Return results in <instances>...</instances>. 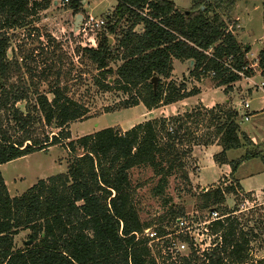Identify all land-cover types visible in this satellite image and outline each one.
Masks as SVG:
<instances>
[{"label": "trees", "instance_id": "1", "mask_svg": "<svg viewBox=\"0 0 264 264\" xmlns=\"http://www.w3.org/2000/svg\"><path fill=\"white\" fill-rule=\"evenodd\" d=\"M82 1L69 0L67 6L77 14ZM236 1L192 0L191 8L182 11L170 0H116L113 11L103 18L105 25L97 34L96 47L81 50L97 73L94 85L102 92L116 89L127 95L121 108L142 104L151 111L198 93L196 89L187 92L184 84L178 86L171 80L173 61H178L192 62V79L210 76L227 94L234 84L252 77L246 58L250 47L238 42L229 29ZM52 3L0 0V80L7 82L11 69L6 62L8 32L24 27ZM139 25L142 30L138 33L135 28ZM112 36L115 40L110 43ZM256 66L264 79V42ZM75 83L57 78L50 87V98L36 95V110L45 125L63 130L87 119L88 112L72 100L73 89L79 85ZM26 98L25 87L6 89L0 83V166L70 138L65 132L32 139V118L16 107ZM205 116L213 134L204 135L207 140L192 138L186 146L187 135L196 132H190L187 123L194 120L199 125ZM237 119L234 109L215 106L204 113L195 109L175 118L151 119L125 132L115 127L98 130L66 145L72 158L64 173L37 181L17 197H10L0 172V264H155L146 240L135 236L148 224L140 219L130 172L150 169L158 178L153 195L161 196L172 174L181 173L188 181L184 158L192 147L213 145L215 140L221 151L214 162L228 165L231 175L246 161L260 158L264 162V150L241 132ZM242 148L241 157L227 160V152ZM77 150L82 153L77 155ZM235 189L240 192L238 184L202 192L200 210L220 211L224 194H234ZM169 202L164 200L163 205ZM234 213L236 210L228 212L224 221L211 224V233L218 235L211 252L202 257L192 253L184 264H253L248 253L256 236L251 227L244 232ZM22 231L29 232L31 245L15 249L14 237ZM258 264H264V259Z\"/></svg>", "mask_w": 264, "mask_h": 264}, {"label": "rangeland", "instance_id": "2", "mask_svg": "<svg viewBox=\"0 0 264 264\" xmlns=\"http://www.w3.org/2000/svg\"><path fill=\"white\" fill-rule=\"evenodd\" d=\"M91 1H93V5H99V7L94 13H90L101 18H104L107 15L106 11L116 4V0ZM170 1L182 11H187L192 6V0ZM84 14L82 11L73 14L69 6H61L60 0H53L47 10L39 12L24 27L8 32L10 43L6 53V62L10 64L11 69L7 82L0 80V83L6 89H9L10 86H21L27 90V98L17 103L16 107L23 115L31 116L33 121L32 139L42 140L45 136L50 138L65 132L70 133L68 140L62 139L59 144L51 146L47 150L36 151L0 166V172L10 197L20 196L39 180L64 173L72 158L65 148L69 142L101 129L127 128L133 123L142 121L143 118L156 119L158 115L162 116L160 111L147 113L142 104L136 107L121 108L125 106L123 103L128 98L127 95L116 89L102 92L94 85L93 78L97 74L94 66L81 56V50L87 48L86 38L77 35L73 26L74 16ZM229 17L232 20L229 29L236 40L242 45L250 47L246 58L252 77L249 80L242 79L237 82L230 92L224 94V88L217 87L216 82L210 76H203L199 81H196L189 76L191 69L189 64L183 63L182 67L177 65L171 80L178 86L184 84L187 92L196 89L198 93L190 100L187 98L188 100L184 99V102L183 100L179 101L180 104H177L174 109H170L166 115L170 119L183 116L186 112L195 109H201L204 113L215 106L232 108L239 114L237 122H239L241 132L262 144L264 141V89L261 90L260 87L264 83V79L259 76L260 71L256 66V60L264 42V0H237ZM123 27L126 26L123 24ZM137 31L141 32V29ZM90 35L93 36V34ZM110 40L113 43L115 37H110ZM14 63H16L15 67ZM111 66L115 67L114 64ZM57 78L61 82L68 81L79 84L73 89L72 100L88 112L87 119L72 122L63 130L45 125L41 120V114L36 110L35 103L37 94H46L50 98V87ZM201 92L202 95L199 96ZM244 101L250 105L249 110L246 111L249 115L248 119L240 114L243 109L238 111ZM159 108L162 106L157 109ZM193 121L190 120L186 126L190 132L195 129L196 132L193 135L190 133L187 135L186 139L189 143H186V146L191 144L192 138L198 139L203 136V139L207 140L204 135L211 136L213 134L214 129L207 128L210 123L207 116L199 125H195ZM213 144L217 145L215 140ZM256 146L260 149L264 148V145ZM194 148L192 147L190 155L184 158V172L187 174L188 181L183 179L181 173L172 174L168 178V185L161 196L153 195L152 189L158 178L153 176L150 169H136L130 172V181L135 189V202L140 219L143 223L148 224L149 228L166 227L169 232H174L169 225L172 215L177 217L187 214L193 224L204 222L206 211L199 208V196L208 189L214 190L222 187L224 190L223 183L227 178L223 179L224 182L221 183L220 172L210 167L207 162L201 163L199 177L196 175L198 167L192 155ZM81 153V150L76 152L77 155ZM243 154V150H234L230 151L227 156L229 159L236 160ZM262 165L260 158L249 160L240 169L239 175L244 177L247 173L256 172V169ZM191 177L195 179L198 177V180L194 181L195 179L192 178L191 182ZM218 179L220 180L216 183L215 181ZM229 184L233 187V180L229 181L226 187H230ZM254 184H264V177L246 185ZM224 198L225 202L220 207L219 214L222 211L228 213L236 210L234 214L244 225V232L250 227L253 229L256 238L249 245L248 256L253 264H258L260 260L264 259V204L255 195L242 194L237 189L234 194H224ZM164 200L170 201L168 206L163 205ZM169 209H172L173 213ZM200 229L199 227L196 230ZM28 235V231H22L14 237V248H24L26 242L29 241ZM206 245H208V241ZM210 246L212 248L213 240L210 242Z\"/></svg>", "mask_w": 264, "mask_h": 264}, {"label": "built area", "instance_id": "3", "mask_svg": "<svg viewBox=\"0 0 264 264\" xmlns=\"http://www.w3.org/2000/svg\"><path fill=\"white\" fill-rule=\"evenodd\" d=\"M68 3L69 0H60L61 6H66ZM104 25L103 18L84 14L81 15L79 24L74 29L77 35L86 38L87 48H95L96 36L102 31ZM90 34H93V36ZM243 79L249 80V78ZM263 87L264 83L261 84V90L264 89ZM243 106L245 109L249 108L247 102H244ZM220 188L222 189V187ZM219 212L217 210H207L205 221L200 224H193L187 214L173 217L169 225L174 232H169L166 227L161 229L147 227L139 234L140 236L137 234L135 236L146 240L150 257L155 264H184V260L188 259L192 253L202 257V254L211 252L214 245L211 248L210 242L218 237V235L211 233V224L217 221L222 222L230 215L228 213L222 215ZM199 227L201 229L196 230ZM207 241L208 245H206Z\"/></svg>", "mask_w": 264, "mask_h": 264}, {"label": "crops", "instance_id": "4", "mask_svg": "<svg viewBox=\"0 0 264 264\" xmlns=\"http://www.w3.org/2000/svg\"><path fill=\"white\" fill-rule=\"evenodd\" d=\"M102 4V1L100 2ZM116 4L113 5L111 7L110 10L106 11L105 14H109L108 12L109 11H113V9L115 8ZM97 7H99V5H93V1L91 0H83L82 1V7H81V11L85 14H90L92 15L90 12L94 13V11L97 10ZM80 11V12H81ZM72 12V11H71ZM73 13V12H72ZM74 14V13H73ZM74 22H73V26L74 28H76L77 24H79V19L77 18V15L74 16ZM138 29H141L142 30V26H137L135 28V31L138 32L137 30ZM139 33V32H138ZM110 43H112V41L110 40ZM179 66V67H182L183 63H180L178 61H173V72H172V75H174V70H175V66ZM202 95V92L201 94H199V96ZM193 97H190L188 98L189 100L192 99ZM188 99H185L188 100ZM184 102V100H183ZM245 102V101H244ZM202 103V102H201ZM177 104H180L179 102L178 103H173L171 105H168V106H164L162 108H159V109H154V110H151V111H147V113H157L158 111H160V114L162 113V116H159L156 118L158 119L159 117L161 118H167L168 116L166 114L169 113V110L170 109H174V107H177L176 105ZM204 105V104H202ZM249 108H250V105H249ZM249 108L245 109L244 106H243V102H242V106L241 108L238 109V111L240 109H243L240 111V114L244 115L243 117L245 119H248L249 115L246 113L247 110H249ZM168 112V113H167ZM238 113V112H237ZM239 115V114H238ZM155 119V118H153ZM148 120H151V119H148V118H143L142 121L138 122V123H141V122H145V121H148ZM138 123H133L132 125L128 126L127 128L125 127H122V128H119L121 129L122 132H125L127 131L128 129H130L131 127H133L134 125L138 124ZM239 124V122H238ZM240 127V126H239ZM248 136V135H247ZM248 138L252 141V143L256 146V145H264V141L262 144H260L259 142H256L254 139H252L251 137L248 136ZM263 138V137H262ZM264 139V138H263ZM259 143V144H257ZM239 150H243L244 149H239ZM261 150H264V148H262ZM221 151V148L218 146V145H209V146H196L194 149H193V152H192V155L193 157L195 158V161H196V166L198 167V173L196 174L198 177H199V173H200V170H201V163L203 162H207V164L210 165V167H213L215 168L216 170H218L220 172V176H221V183L224 182L223 179L227 178V180L225 181V183H223L224 186H227L226 184L229 183V181L233 180L234 184H238L239 188H240V193H245L247 195L249 194H253L255 195V197L259 200V201H262V203L264 204V184L260 185V184H254L252 186H247L246 184L251 182V181H255L259 178H262L264 177V162L262 166L258 167V169H256V172H250V173H247L245 174L244 177H242L241 175H239V171L240 169L245 165V163L247 164L249 161H246L244 163H242L238 169L231 175L230 174V168L228 165H217L215 162H214V159L213 157L215 155H217L219 152ZM230 152V151H229ZM226 153V158L227 160L230 162L232 161V159H229V157L227 156L228 153ZM241 157V156H240ZM262 157L264 159V151L262 152ZM223 175V176H222ZM230 175V176H229ZM198 177H196V179L194 177H191V182L193 181L192 178H194L196 180H198ZM220 179L216 180L215 182L217 183ZM230 179V180H229ZM214 182V183H215ZM227 182V183H226ZM199 184V183H198ZM230 185V184H229ZM248 185H251V184H248Z\"/></svg>", "mask_w": 264, "mask_h": 264}, {"label": "water", "instance_id": "5", "mask_svg": "<svg viewBox=\"0 0 264 264\" xmlns=\"http://www.w3.org/2000/svg\"><path fill=\"white\" fill-rule=\"evenodd\" d=\"M77 18L80 20L81 19V16L78 15ZM189 65L192 66L193 65L192 62H190ZM151 82L155 86V84H156V78H153ZM30 245H31V241L26 242V246H30Z\"/></svg>", "mask_w": 264, "mask_h": 264}]
</instances>
